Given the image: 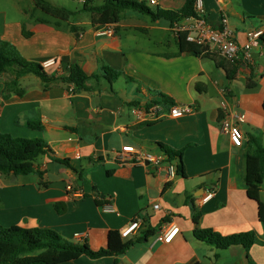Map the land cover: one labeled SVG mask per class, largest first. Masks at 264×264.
Instances as JSON below:
<instances>
[{
  "label": "crops",
  "instance_id": "crops-1",
  "mask_svg": "<svg viewBox=\"0 0 264 264\" xmlns=\"http://www.w3.org/2000/svg\"><path fill=\"white\" fill-rule=\"evenodd\" d=\"M30 2L22 13L31 22L7 23L6 13L0 14V38L30 62L54 60L45 68L51 77L66 78L71 65L78 64L89 77L99 78L87 82L90 90L75 93L70 83L45 84L28 74L5 92L15 76L0 74V133L40 138L49 147L35 163L42 176L0 171V225L50 229L69 244L113 252L150 231L122 255L82 256L64 264H264V226L244 179L245 155L253 151L250 137L264 146L262 39L252 47L251 61L240 63L231 81L213 59L182 54L168 20L153 21L130 10L118 24L99 26L77 9L69 22H59ZM77 2L100 6L105 0ZM204 3L208 24L220 29L227 17L238 45L248 42L250 32L264 33V0ZM185 4L156 0L154 6L181 10ZM110 29L113 35L106 32ZM105 68L121 73L117 81L105 78ZM183 106L191 112L179 118L170 115L172 108ZM227 116L238 117L241 147L233 146L222 129ZM125 146L164 159L165 146L183 150L185 175H170L168 161L160 167L137 163L123 152ZM66 159L73 169L60 162ZM211 192L212 198L204 201ZM136 218L141 229L123 238V229ZM173 226L178 233L169 243L161 241ZM206 229L222 236L254 232L259 242L249 250L241 245L220 250L196 238V231Z\"/></svg>",
  "mask_w": 264,
  "mask_h": 264
},
{
  "label": "trees",
  "instance_id": "trees-1",
  "mask_svg": "<svg viewBox=\"0 0 264 264\" xmlns=\"http://www.w3.org/2000/svg\"><path fill=\"white\" fill-rule=\"evenodd\" d=\"M32 1L34 2L35 10L41 11L46 17L59 22H69L77 14L76 11L64 6L55 5L49 0ZM195 3L196 0H186V4L181 10H164L161 8L152 10L144 1L105 0L104 4L100 6L86 3L83 7V12L89 13L92 22L99 26L116 25L121 21L122 15L126 11L131 10L147 15L153 21L168 20L174 28L186 19L198 16ZM39 21L43 23L48 22L45 19ZM56 24L59 26L58 23ZM187 38L188 32H181L178 36L182 54L211 58L216 62L218 67L225 69L231 81L236 79L238 66L241 61H238V63L229 62L219 54L210 52L208 47L189 42ZM261 39L264 43V33ZM7 72H13L15 78L12 82L6 83L5 92L11 88H15L18 85L19 79L28 74L39 77L45 84L60 80L70 83L74 86L75 93L82 90H90L87 82L91 78H99L98 75L89 77L78 64L71 65L69 76L66 78L51 77L43 65L26 60L14 46L0 38V74ZM105 72V78L110 83L117 81L121 75V73L110 68H105ZM249 81H251V78ZM251 84H248L249 88H254ZM162 98L163 101H168L167 103L170 106L175 105L165 95H162ZM154 123V121L146 122L144 125ZM29 126L33 129H40V125L30 124ZM249 143L253 151L245 155L244 179L249 197L259 205V220L264 226V203L261 201V191L264 183V146L260 143L259 138L254 136L250 137ZM163 151L167 154V161L169 163L173 164V162H177V173L184 176V151H175L166 146L163 147ZM47 153H49V147L43 139L12 138L9 135L0 133V171L5 174L30 175L36 173L42 176V172L37 170L35 163L41 155ZM60 162L73 169L69 159ZM191 206L196 222L198 219L197 210L193 203ZM149 233L150 231L143 232L144 236L142 239H147ZM195 236L198 240L213 245L220 250H225L235 245H241L246 250H249L255 243L259 242L254 232L222 236L211 229H206L196 231ZM142 239L136 241L130 240L124 243L117 252L105 249L93 251L87 244L74 245L65 242L57 232L50 229H26L19 226L3 227L0 225V264H64L78 260L82 256H87L91 259H100L111 255L118 256L124 254L131 246L142 241Z\"/></svg>",
  "mask_w": 264,
  "mask_h": 264
},
{
  "label": "built area",
  "instance_id": "built-area-1",
  "mask_svg": "<svg viewBox=\"0 0 264 264\" xmlns=\"http://www.w3.org/2000/svg\"><path fill=\"white\" fill-rule=\"evenodd\" d=\"M151 4L155 5L156 0H151ZM195 9L197 12V17H192L186 19L182 24H177L174 27V32L177 36L181 32H188V41L196 43L198 45H203L208 47L209 51L212 53L219 54L225 60L238 63L247 64L251 61V50L252 47L259 45V40L263 34L262 31H253L249 34V39L243 46L238 45L232 37V31L228 26V19L224 17L222 19V27L220 29H213L205 18V3L204 0H196ZM108 34L113 35V30H107ZM55 64L54 60L46 61L44 67H50ZM191 109L187 106L174 107L171 109L170 115L174 118H179L190 113ZM222 129L225 133L229 134L231 143L235 147H241L243 143V135L238 125V117L227 116L223 119ZM123 152L130 155L133 160L137 163H143L148 161L155 167H160L167 162V158L156 157L151 154L141 152L134 148L133 146L123 147ZM168 171L170 175H175L177 168L174 164H168ZM214 192L208 193L204 201H208L212 198ZM156 209L159 208L158 205L155 206ZM107 211H113L112 207H107ZM142 222L139 218L134 219L125 229L122 231V237L128 238L129 236L137 233L141 229ZM179 228L173 226L165 236L161 237L160 240L165 243H169L173 237L178 233Z\"/></svg>",
  "mask_w": 264,
  "mask_h": 264
},
{
  "label": "rangeland",
  "instance_id": "rangeland-1",
  "mask_svg": "<svg viewBox=\"0 0 264 264\" xmlns=\"http://www.w3.org/2000/svg\"><path fill=\"white\" fill-rule=\"evenodd\" d=\"M49 1L58 6H66L71 10H77V9L83 10V4L77 2V0L76 2H73L72 0H49ZM145 2L152 10L156 9V6L151 4L150 1H145ZM31 5L32 4L30 0H0V14L6 13L7 23L31 22V20L27 18V16H25L24 13H22V11L26 10L27 6L29 7ZM42 15L45 16L43 13ZM1 23L2 21L0 20V26Z\"/></svg>",
  "mask_w": 264,
  "mask_h": 264
}]
</instances>
